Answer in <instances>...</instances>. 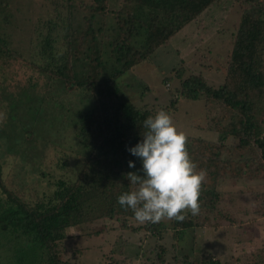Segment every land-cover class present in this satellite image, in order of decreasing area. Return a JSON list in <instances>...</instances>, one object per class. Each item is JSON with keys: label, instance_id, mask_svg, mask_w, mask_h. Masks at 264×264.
<instances>
[{"label": "trees", "instance_id": "16d2710c", "mask_svg": "<svg viewBox=\"0 0 264 264\" xmlns=\"http://www.w3.org/2000/svg\"><path fill=\"white\" fill-rule=\"evenodd\" d=\"M220 1H50L55 14L38 22L36 42L26 53L10 48L7 36L0 35V61L29 65L45 81L42 95L22 92L3 97L0 90V264H78L66 258L64 242L75 236L97 237L110 224L119 226L112 232L138 235V239H128L136 244L130 249L132 258H111L108 264H131L136 259L140 264H220L192 258L193 246L181 258L177 253L186 246L190 230L211 223L215 228L222 222L240 224L220 205L222 197L229 195L222 190L225 182H264V0L237 1L239 23L220 86L208 85L202 74L192 73L183 63L163 79L164 86L171 87L166 105L148 108L125 92L126 88L137 89V98L143 101L150 88L136 82L132 70L151 61L157 49L167 46L209 9L213 11ZM9 7L8 0H0V18L5 21L11 18L6 15ZM185 35L190 36L189 32L181 35L183 43L190 39ZM181 98L203 100V130L218 136L215 141L187 137V150L197 171L207 173L200 213H186L183 222L173 219L130 226L134 213L125 211L118 197L133 190L128 173L141 177L144 173L141 159L128 149L142 142L148 117L160 110L175 111ZM71 125L75 143L66 147L69 155L62 161V167L70 168L68 172L59 166L61 159L47 171L36 169L42 163L35 168L26 166L22 160L25 150L43 147L52 151L56 145L47 141L36 145V131ZM14 159L26 173L6 174V166ZM130 161L135 168L129 167ZM5 176L20 187L8 189ZM250 195L254 208L249 215L255 221L264 220V192ZM94 224L101 225L99 230ZM168 232L177 244L172 255L161 244ZM119 236L121 244L127 245L123 235Z\"/></svg>", "mask_w": 264, "mask_h": 264}, {"label": "rangeland", "instance_id": "374dc122", "mask_svg": "<svg viewBox=\"0 0 264 264\" xmlns=\"http://www.w3.org/2000/svg\"><path fill=\"white\" fill-rule=\"evenodd\" d=\"M8 1L10 7L8 8L9 13L6 15L11 18L6 21L0 18V35L7 36L10 48L13 50L18 49L24 53L36 42L35 30L38 22L49 16L52 18L54 16L55 6H52L50 1L57 2V4L63 3L62 0ZM237 1L221 0L215 5L213 11L209 9L198 21L189 24L185 32H179L175 35L167 46L157 49L151 61L136 66L131 74L134 79H137L136 82L148 86L150 91L145 94L143 101H140L137 98L138 93H140L139 90L126 88L125 92L128 96H132L136 103L145 102L144 104L148 108L166 105L170 99L168 90L171 87H165L163 79L170 76L174 67H179L183 63L192 73L202 74L208 85L220 86L225 74L222 68L226 66L225 57L231 50V40L235 33V27L239 23L240 10ZM2 5H4L3 2ZM212 13L214 15L213 19L211 17ZM186 32H189L190 36H185L190 39L188 42L186 39L183 43L181 35ZM21 60L24 61V59ZM0 66L4 67L0 70V90H3V97L8 95L17 96L22 92L26 95H42L45 81L37 77L33 67L24 66L13 60L0 61ZM216 68H219V70H216ZM4 75L5 77H2ZM173 84L176 85L175 82ZM64 103L67 104L68 100L64 99ZM168 114L172 117L178 130L183 131L186 137L209 141L217 140V134L203 130L205 110L202 99L188 101L181 98L177 102L175 111ZM74 129V126L71 125L69 128H59V130L57 127L52 126L44 127L41 132L35 130L38 134L35 135L38 140L36 145L43 144L45 141L56 143V145L52 147V151L51 149L47 151L43 147H36L33 151L31 149L25 150L22 160L25 161L26 166L35 168L42 163V166L36 169L47 171L61 159L59 166L64 168L62 167V161L69 155L66 147L68 148L75 143H73L75 139L73 136ZM6 167L8 176L15 171L27 172L16 159L12 160L9 167ZM64 169L65 173L70 170L69 167ZM65 173L63 176H66ZM4 185L8 186V189H11V186L14 188L20 187L6 176ZM222 190L229 192V195L222 197L220 205L229 210L231 215L240 221V224L238 226H228V223L222 222L219 223L220 226L215 228L214 224L211 223L203 228H196L194 232L190 230L185 236L186 246L189 247L186 249L185 243H183L180 249L185 247L177 253V256L181 258L182 254H189V249L193 246L195 250L191 256L192 258L197 256L200 262L206 263L209 259H212V261H219L220 264H264V220L260 218L255 221L252 217L253 214L252 216L249 215L251 209L254 208V197L250 194L264 192V182L228 180L223 184ZM166 221L168 220L165 219L161 222L165 223ZM143 224L136 220L130 221V224L128 222V225L134 227ZM100 226V224L93 225L95 230H99ZM117 227H119L118 224H110L105 227L107 230H103V233L91 239L85 235L81 238L74 235L75 237L64 242L65 249L68 252L66 258L78 264H108L111 258H132L133 254H130V249L136 247V244L135 241L128 242V239L137 240L138 235L124 234L125 232L122 231L112 232ZM167 227L169 228V226ZM120 233L126 239L127 245L121 244ZM171 234L172 232L164 234V239L161 241V244L169 250L170 255L173 254V248L177 245ZM116 237L119 239L117 244L115 242ZM154 241L155 239H152L151 243L153 244ZM131 264L140 263L136 259Z\"/></svg>", "mask_w": 264, "mask_h": 264}, {"label": "clouds", "instance_id": "9594fccd", "mask_svg": "<svg viewBox=\"0 0 264 264\" xmlns=\"http://www.w3.org/2000/svg\"><path fill=\"white\" fill-rule=\"evenodd\" d=\"M143 129L142 142L128 151L141 159L144 176L127 174L133 190L120 195L118 204L125 211L131 209L141 224L165 219L183 222L186 213L199 215L207 173L197 171L187 150L185 133L178 130L172 117L163 110L148 117ZM129 167L135 168V163L130 161Z\"/></svg>", "mask_w": 264, "mask_h": 264}]
</instances>
